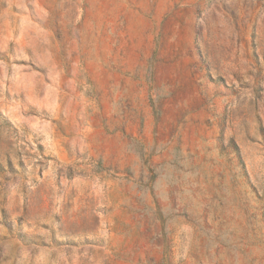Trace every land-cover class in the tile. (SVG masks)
Returning <instances> with one entry per match:
<instances>
[{"label": "rangeland", "instance_id": "rangeland-1", "mask_svg": "<svg viewBox=\"0 0 264 264\" xmlns=\"http://www.w3.org/2000/svg\"><path fill=\"white\" fill-rule=\"evenodd\" d=\"M0 264H264V0H0Z\"/></svg>", "mask_w": 264, "mask_h": 264}]
</instances>
